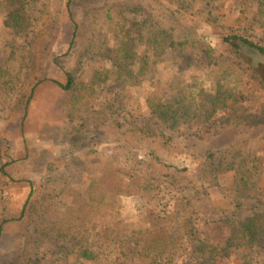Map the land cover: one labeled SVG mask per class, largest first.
<instances>
[{
    "label": "trees",
    "instance_id": "obj_1",
    "mask_svg": "<svg viewBox=\"0 0 264 264\" xmlns=\"http://www.w3.org/2000/svg\"><path fill=\"white\" fill-rule=\"evenodd\" d=\"M120 1L108 9L109 24L91 18L82 23L75 21L71 48L75 45L76 52L67 53L61 63L64 74L57 78L45 77L41 70L52 57L54 40H47L50 34L43 26L42 13L34 15L35 0H3L0 4L2 22L14 36L11 51L0 56V88L6 94H17L12 111L22 116L25 124L34 102L43 97L66 146L74 151H96L102 129L110 135L105 139L112 154L106 163H75L77 159L73 158L72 164L89 176L87 187L79 190L64 183L41 197L35 196L32 180L15 179L10 174L8 168L16 160L4 161L0 154V182L2 177L29 182L21 210L0 220V238L5 237L8 252L14 251V259L21 261L16 264L32 263L34 242L26 236L27 231L38 242L72 244L68 252L61 247L65 255L53 263L67 259L71 253L81 263L163 264L174 236L193 237L199 232L198 212L188 197L190 191L219 188L229 200L227 220L223 218L227 229L218 240L207 235L200 238L195 251L232 256L238 264H264L260 260L264 257V185H253L264 177L261 156L247 151L245 142L239 141L228 147L220 160L214 151L205 152L200 168L192 170L169 159L173 137L165 131L190 136L212 123L230 102L233 108L244 107L241 113L233 111L230 119L239 125L264 128V113L255 110L264 107V39L254 38L241 25H220L219 44L214 46L191 19L182 17V9L173 6L174 0H154L155 7L140 21L124 15L126 10L140 9L139 5L131 0ZM189 1L192 5L200 0ZM257 2L254 21L264 27V0ZM208 15L212 16L211 10ZM107 32H113L116 45L107 44ZM17 38L24 43H15ZM81 55L85 60L105 61L97 83L82 73ZM62 58L57 57L56 63ZM174 64L183 70L199 69L200 74L189 78L155 76L147 84L146 106L157 117L156 126L152 128L148 120L137 124L131 114L126 129L120 130L123 123L114 116L125 109L126 92L141 88L161 67ZM141 148L146 151L152 172L149 175L139 174L134 167ZM27 157L29 153L25 152L22 158ZM62 161L66 162L64 158L53 159L48 173L57 171ZM227 176L232 177L230 184L223 183ZM175 188L188 193L175 196L171 205H161L160 192ZM120 195L147 199L141 218L144 230L120 224L107 231L88 229L94 216L117 212ZM252 200L256 201L254 212L242 216L244 203ZM27 245L29 252L25 250ZM51 252L56 254L54 249Z\"/></svg>",
    "mask_w": 264,
    "mask_h": 264
},
{
    "label": "rangeland",
    "instance_id": "obj_2",
    "mask_svg": "<svg viewBox=\"0 0 264 264\" xmlns=\"http://www.w3.org/2000/svg\"><path fill=\"white\" fill-rule=\"evenodd\" d=\"M140 9L126 10L124 15L132 20L140 21L147 17L148 10L155 7L154 0H131ZM166 1V0H165ZM3 0H0V4ZM120 0H35L33 10L34 15L38 16L42 13L43 26L47 27L50 34L48 41H53L52 57L47 60L41 70L45 77L57 78L64 74L61 63L71 51V55L76 52V46L71 48L76 32L75 21L85 22L91 18L99 24H109L108 9ZM166 2H170L167 0ZM174 7L182 9V17L191 19L193 24L197 25L199 30L206 34L211 45L219 44L218 29L220 25L239 26L249 31L254 38L264 39V27L254 21V16L259 7L257 0H211L197 1L190 5L187 0H174ZM172 3V2H170ZM150 4V5H149ZM149 7L147 8L146 6ZM211 10L212 16L208 15ZM213 21V22H212ZM93 25V24H92ZM107 44L116 45V39L113 32L105 33ZM13 33L7 28L0 16V56L8 54L13 42ZM15 43L23 44L22 38H17ZM63 57L58 63L55 59ZM82 59V73L85 78L91 82L97 83L99 71L106 66L105 61L101 60H85ZM72 64V61H71ZM67 66V64H65ZM200 70L182 69L179 64L161 67L159 72L151 75L147 82L141 88H132L126 92L125 109L119 110L114 119H119L123 126L120 130H125L131 119L137 124L148 120L149 125L154 128L157 123V117L153 116L146 106V96L149 93L148 85L150 80L155 76L170 78L172 75H179L182 78H189L199 75ZM17 94H6L0 88V154L9 161L15 159L9 172L15 179H29L33 181L35 196L41 197L48 190H58L64 183H71L75 188L84 190L90 179L89 176L79 168L72 164L73 158L76 162L79 160L92 164L95 162H108L112 158L109 140V133L100 130V145L97 150L88 151L87 148L80 150H72L66 146L61 139V129L55 120L48 114V104L45 98H41L34 102V106L30 111V116L22 123V116L18 115L12 108L14 106ZM260 107V108H257ZM257 113H264L263 106H257ZM244 107L238 106L233 108L231 102L228 103L217 118L212 123L202 127L190 136L180 135L165 129L166 133L173 137V145L170 148L169 159L179 166L189 167L192 170H198L203 161V155L207 151H214L216 159L223 157L226 149L232 144L243 141L245 148L251 153H257L261 156L264 163V128L247 127L236 123L235 119H230L233 111L241 113ZM229 119V120H228ZM26 120V121H27ZM22 129V130H21ZM109 129V128H108ZM110 131V129H109ZM107 136V137H106ZM107 138V139H105ZM6 139V142L5 140ZM28 152L29 157L25 160L22 155ZM222 153V154H221ZM64 158L66 162H61V166L54 173H48V165L53 159ZM146 151L139 149L138 161L134 163V167L141 175L151 174V169L147 163ZM18 161V162H17ZM0 182V220L5 216L18 213L29 193V182L13 181L10 177H2ZM5 181V182H4ZM232 177L227 176L223 183L230 184ZM253 185L257 188L264 185V177L255 180ZM179 185H177V188ZM169 192L166 189L160 192L161 205H171L174 197L185 195L187 190ZM171 189H174L171 188ZM194 189V188H193ZM188 197L192 199L197 217L199 219V232L193 237H176L174 236L170 244L167 262L163 264H238V259L232 256H214L202 255L195 251L200 238L206 235L210 239H220L227 229L226 222L229 200L219 188L202 189L196 188L191 190ZM256 201H246L240 214L247 216L252 214ZM148 206V201L141 195H120L117 201V212H106L104 215L94 216L88 229L94 231H107L114 228L117 224L126 227L139 228L144 230L142 224V216ZM214 223L206 225L207 221ZM83 230L85 231L84 227ZM26 236L34 242L32 245V263L33 264H90L89 262H76L75 256L71 253L67 254V259L61 262L53 263L64 257L61 247H65V251L72 249V244L63 241L44 240L38 242L35 235L27 231ZM147 243H144V246ZM54 249L55 255L51 252ZM25 250L29 252L27 245ZM14 251L8 252L5 237L0 238V264H16ZM117 255H113L115 259ZM264 261V257L260 258ZM31 263V264H32ZM21 264V263H20ZM29 264V263H27ZM123 264V263H116Z\"/></svg>",
    "mask_w": 264,
    "mask_h": 264
}]
</instances>
